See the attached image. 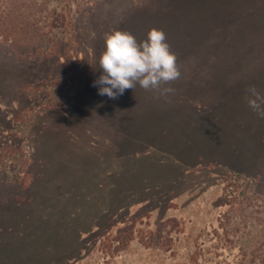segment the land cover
<instances>
[{
    "label": "trees",
    "instance_id": "16d2710c",
    "mask_svg": "<svg viewBox=\"0 0 264 264\" xmlns=\"http://www.w3.org/2000/svg\"><path fill=\"white\" fill-rule=\"evenodd\" d=\"M93 1L96 0H0V43L21 56L52 57L62 63L79 60L82 53L68 55L65 46L75 37L74 17ZM223 5L227 7L203 11L205 17L216 19L214 23L192 28L201 35L191 37L201 36L202 40L188 43L192 51L196 49L194 59L188 61L193 73L186 77L181 72L179 79L163 86L173 88L172 93L162 95L141 88L136 94L130 91L136 102L117 109V117L112 108L106 109L116 141L103 149L76 143L73 133L81 117L63 107L69 92L59 104H49L48 98L40 104L30 102L40 109L45 104L54 105L53 113L49 111L44 117L51 114L60 118L53 122L51 118L49 124L42 121L38 141L26 139L31 147L37 145V159L32 158L38 168L30 182L18 184L25 196L16 193L11 200L0 199V264H70L71 259L80 257L81 243L75 230L83 221L81 217H88L93 209L87 208L94 202L92 196L102 194L104 189L108 196L98 212L125 206L128 197L152 190L156 183L167 187L201 162L204 154L222 157L238 152L232 160L239 167L243 158L239 155L247 150L248 139L258 142L262 134L261 118L244 97L252 85L264 94V7L236 8L237 3L231 0ZM221 18L223 23L216 24ZM2 96L0 92V103ZM198 102L205 103L204 109ZM233 120L245 124L234 125ZM139 136L158 143L160 150L139 148ZM125 147L131 150L117 158V152ZM169 147L175 148L177 155L170 154L173 150L168 151ZM254 148L257 147L247 152L255 153ZM250 166L257 167L258 162ZM79 175L84 179L72 183L73 177ZM100 176L108 181L105 186L96 182ZM247 199L243 207L235 206L231 213L236 214L237 228L247 231L237 237L234 252L222 243L214 252L215 264H264V198ZM77 203L82 205L74 213ZM93 206L96 209V202ZM122 210L126 213L128 207ZM219 217L222 221L224 215ZM222 235L223 241L229 240L224 231ZM143 237L146 236H139V240Z\"/></svg>",
    "mask_w": 264,
    "mask_h": 264
},
{
    "label": "rangeland",
    "instance_id": "374dc122",
    "mask_svg": "<svg viewBox=\"0 0 264 264\" xmlns=\"http://www.w3.org/2000/svg\"><path fill=\"white\" fill-rule=\"evenodd\" d=\"M225 1L88 2L74 17L75 37L65 46L68 55L74 57L77 52L82 53V58L73 59L71 63L58 62L52 57L38 59L21 56L0 43V92L4 101L0 103V199L11 200L10 196L16 193L25 196L20 192L18 184L30 182L38 168L32 158L34 156V160L37 159V145L31 147L26 139L36 142L43 120L48 124L51 118L52 122L59 120L60 115L48 114L44 117V114L49 111L53 113L54 105L49 104L62 103L66 92L69 95L63 107L81 117V121L77 119L80 122L73 133L77 144L84 143L89 147L97 145L103 149L106 144L116 141L114 126L107 122L110 113L106 109L112 108L117 117V109L131 106L135 101L132 99L133 93L136 94L141 87L137 85L135 89H128L115 100L98 94V87H94L93 82L101 75L99 57L105 47V33L113 30L128 31L138 40H143L149 29H162L171 51L177 56L180 71L187 77L193 73L188 67V61L196 55L193 53L196 49L192 51L188 43L202 41L201 36L191 37L193 34L201 35L192 28L214 23L216 19L205 17L203 11L210 8L215 12L220 7H227L223 5ZM231 1L237 3L236 8H239L238 5H246L249 9L264 7L262 0ZM217 20L216 24L223 23L224 19ZM181 24H184L183 28ZM188 26L191 27L188 29ZM196 47L200 48V45ZM130 91L133 93L130 94ZM46 98L49 104L41 109L30 104L33 101L38 104L44 100L47 102ZM197 104L204 109V102ZM233 122L234 125L245 124L241 120ZM260 123L261 139L258 142L248 139V148L257 147L254 148L255 153H249L250 150L247 152V148L239 155H243L239 167L232 160H235L238 152L232 151L222 157H207L203 153L201 162L167 187L161 188L162 185L154 183L152 190L128 197L129 202L125 206L98 212L104 208L108 192L106 195L104 189L102 194L92 196L94 202L89 203L87 208L89 211L93 209L88 212V217H81L83 221L75 230L79 237L78 243H81V256L71 259L70 264H215L214 252L219 250L222 243L231 252L236 251V239L247 229L237 228L236 214H231L233 207H243L247 198H264V119ZM139 137V148L160 150L158 143L155 145L153 140ZM130 150L125 147L117 152L116 157H122V153ZM168 151L177 155L175 148L169 147ZM71 157L74 159L72 153ZM255 161L258 166H250ZM77 169L75 171L78 172ZM82 179V175L74 176L72 183L76 184ZM96 182L103 186L108 183L105 176H100ZM95 202L96 209L93 206ZM78 205L82 203L75 205L74 213L80 210ZM125 207H128V212L120 211ZM221 214L224 215L222 221L219 219ZM223 231L228 241H223ZM141 235L146 237L139 240Z\"/></svg>",
    "mask_w": 264,
    "mask_h": 264
},
{
    "label": "clouds",
    "instance_id": "9594fccd",
    "mask_svg": "<svg viewBox=\"0 0 264 264\" xmlns=\"http://www.w3.org/2000/svg\"><path fill=\"white\" fill-rule=\"evenodd\" d=\"M105 47L99 57L101 75L93 82L98 94L117 99L137 85L145 91L172 93L170 85L181 76L176 54L171 51L166 33L153 27L143 40L131 32L113 30L105 33ZM244 97L249 108L264 119V94L249 86Z\"/></svg>",
    "mask_w": 264,
    "mask_h": 264
}]
</instances>
